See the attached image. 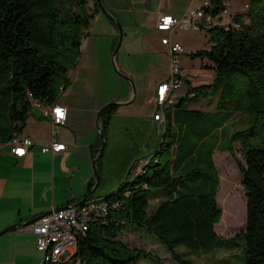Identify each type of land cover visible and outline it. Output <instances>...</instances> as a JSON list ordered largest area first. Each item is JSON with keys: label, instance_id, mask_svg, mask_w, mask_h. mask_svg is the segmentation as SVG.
I'll use <instances>...</instances> for the list:
<instances>
[{"label": "trees", "instance_id": "16d2710c", "mask_svg": "<svg viewBox=\"0 0 264 264\" xmlns=\"http://www.w3.org/2000/svg\"><path fill=\"white\" fill-rule=\"evenodd\" d=\"M226 8V0H211L206 10L216 15ZM96 11H102L97 0H0V142L20 136L35 101L59 102L72 83L70 71L78 63L83 36ZM246 16L249 21L244 23ZM234 20L239 27H202L207 29L210 47L192 54L216 70L215 82L208 87L221 89V93L215 102H207L215 111L185 109L182 98L174 114L165 112L164 138L156 154L138 173L102 197L107 211L93 217L88 230L78 237L68 264H138L150 256L120 239L131 231L150 233L178 264H196L178 251L180 246L214 254L229 249L230 243L237 245V237L245 242V264H264V0H252L249 9L235 14ZM204 88L193 89L204 92ZM118 105L102 112L105 138ZM240 112L253 115L247 128L231 135V144L238 141L245 158L240 171L247 199L246 228L234 237L222 238L216 231L223 211L217 202L221 179L213 158L215 146L206 156L210 171L198 166L189 170L190 159L205 158L197 152L199 144L187 137L189 130L210 135ZM180 119L184 136L177 141L174 126ZM101 144L100 139L95 156ZM102 155L97 158L99 172ZM151 198L159 200L152 210ZM40 264L48 263L42 260Z\"/></svg>", "mask_w": 264, "mask_h": 264}, {"label": "crops", "instance_id": "0c3cea01", "mask_svg": "<svg viewBox=\"0 0 264 264\" xmlns=\"http://www.w3.org/2000/svg\"><path fill=\"white\" fill-rule=\"evenodd\" d=\"M204 1L103 0L106 8L108 3L114 9L111 14H116V10L130 13L132 20L141 30L142 34L139 36L146 44V52L154 55V51L147 47L154 39L160 48L157 51H166L168 62L171 61L170 53L162 43V39L170 36V32L162 31L168 32L169 35L160 34L157 28L160 17L163 14H172L182 18L188 11L202 8ZM100 12L102 11H96L94 17ZM91 27L90 24L87 32ZM174 32L172 41L180 43L174 39ZM83 44L84 41L82 48ZM83 55L81 50L76 67L70 71L71 80L72 71L74 74L75 69L80 70L81 62L84 60ZM180 59L182 57H179V66ZM202 61L205 67L204 64L208 61L206 59ZM88 63L85 61L82 64ZM150 63L152 67V62ZM169 76L170 64L165 75L152 77L150 84H137L135 96L131 86L128 85L120 96L111 99L117 100L119 105L111 113L106 130V147L99 163L101 184L105 183L103 193L108 194L116 190L129 176L131 168H134L132 174L135 175L156 154L163 139L161 133L164 135V123L155 120L158 112L157 87L159 83L167 81ZM72 86L73 83L63 92L59 100L67 108L64 124L55 126L49 118L43 116L40 108L34 113V118H29L27 126L20 134V137H29L33 141L26 155L18 157L14 155L10 142H0V232L11 225L27 222L43 216L48 211L78 202L85 196L90 184L96 180L93 159L94 150L100 141L97 123L100 106L83 108L82 112L77 109L76 113V105L72 107L65 99L66 93L70 92ZM180 88L170 93L174 99L173 105L178 103L182 95ZM209 100L210 97H206L201 101L200 107L196 104L191 108L199 107L213 113L215 107L207 106ZM169 107L170 105L167 104L166 108ZM55 137L59 142L66 144L65 150L57 153L43 152V146L51 143ZM37 243L38 237L32 231L31 224L20 225L6 231L0 235V264H37L40 259Z\"/></svg>", "mask_w": 264, "mask_h": 264}, {"label": "rangeland", "instance_id": "374dc122", "mask_svg": "<svg viewBox=\"0 0 264 264\" xmlns=\"http://www.w3.org/2000/svg\"><path fill=\"white\" fill-rule=\"evenodd\" d=\"M246 3L252 5V0H226L227 9L232 15L245 13L243 8ZM106 5L109 13L114 11L108 3ZM89 7L90 11L93 12L92 2ZM116 11V14L113 15L119 19L123 31L122 43L116 55H114V50L119 41V29L117 25L110 21L111 19L105 12L102 11L95 15L92 19V27L88 30L90 34L86 31L83 36L82 41H84V44L82 51L84 53V60L82 59L80 70L79 68L75 69L74 74L72 71L73 86L70 92L66 93L65 98L66 101L70 102L72 107L76 105V113L79 110L82 112L81 109L90 106L98 105L100 106L98 110H100L109 103H119L117 100L111 99L120 96L127 89L128 85L131 86L132 91L134 86L135 96L137 84H150L152 77L163 76L168 71L170 62H168L166 51H157L160 48L156 41L152 39L147 47L154 51V55L146 52V44L142 42L141 36H139L142 34L141 30L135 21L132 20V15L127 11ZM159 32L161 35L162 33L169 35L168 32ZM206 34L207 29L204 28H177L173 34L174 39L180 41L186 49V52H183L179 56L180 58L182 57L180 59V67L184 82L179 89L182 95L178 99L179 102L180 99L184 98L183 105L185 109H191L196 104H199L200 107L201 101L206 97H210V102L213 103L218 100L221 93V89L208 87L215 82L217 77L216 70L214 68L203 67L201 57L192 56L193 53L210 47ZM89 60L91 61L88 63ZM85 61L88 64H82ZM150 61L152 62V67ZM201 84L206 86L204 92L193 89L201 86ZM192 92H195L198 96L193 98ZM207 106L211 105L207 104ZM176 108L175 105H171L165 109V112L167 114H174ZM33 110L30 118H34V113L38 112L39 108L34 107ZM252 119V114L240 112L235 114L227 125H222L221 129H212L210 135H205L207 131L200 135L192 133L190 130L188 131L189 136L187 139L192 138V140L199 144L198 149L201 147V150L197 152L205 158L199 161L190 159L187 165L189 170L198 166L210 171L206 156L211 147L215 146L216 149L213 158L221 179L217 193V202L223 211L220 222L216 224V231L222 238L234 237L246 228L247 199L240 171V166L245 164V158L240 143L235 141L231 144V135L238 130L247 128L251 124ZM182 120L180 119L178 124L174 126V131L178 138L177 141L179 137L182 139L184 136V132L181 130ZM161 135L163 136V133ZM230 144L232 145L231 150L229 149ZM185 148V150L189 149V147ZM104 187L105 183L101 184L100 181L93 197H103L107 193L102 192ZM150 201V210H152L159 203V200L151 198ZM120 239L128 247L140 249L150 256L141 259L138 264H159L155 259L161 261V264H178L170 252L147 231L124 232L120 236ZM236 241L237 245L230 243V245H227L230 247L229 249L221 248L214 254H200L201 252L191 251L185 246H180L178 251L183 253L184 257L192 259L196 264H245L244 239L237 237ZM38 252L40 259L37 264H40L44 254L40 251Z\"/></svg>", "mask_w": 264, "mask_h": 264}, {"label": "built area", "instance_id": "2783aa9c", "mask_svg": "<svg viewBox=\"0 0 264 264\" xmlns=\"http://www.w3.org/2000/svg\"><path fill=\"white\" fill-rule=\"evenodd\" d=\"M211 7V0H205L202 8L188 11L182 18L172 14H163L158 23V30L169 31L170 36L164 37L162 43L167 47L170 53V76L165 82H161L157 87L156 101L158 103V112L155 120L165 124V108L174 104V99L170 96L171 91L180 88L183 84L181 69L179 66V55L184 52V46L172 41V33L177 28H208L214 25H234L240 24L234 20L228 9L218 14L207 11ZM249 9V3L244 5L243 10ZM244 23L249 19L243 18ZM195 96V93L191 94ZM34 107L40 108L43 116L49 118L55 126L64 124L67 118V108L60 102L45 105L40 101L34 102ZM55 134L56 131H55ZM13 146V153L18 157L26 155L33 141L29 137L16 136L10 142ZM66 144L59 142L56 137L51 143L45 144L43 152L57 153L65 150ZM108 204L102 197H91L85 203L79 205H68L66 207L55 209L51 213L41 216L31 224L32 231L38 237V250H40L48 264H68V260L74 253L77 246L78 237L88 230V226L93 217H97L107 211ZM65 257V259H64Z\"/></svg>", "mask_w": 264, "mask_h": 264}, {"label": "water", "instance_id": "95a60500", "mask_svg": "<svg viewBox=\"0 0 264 264\" xmlns=\"http://www.w3.org/2000/svg\"><path fill=\"white\" fill-rule=\"evenodd\" d=\"M97 1L99 3V6H100L101 10L103 12H105L107 14V16L112 21H114L117 24V27L119 29V41H118L117 46H116V48L114 50V55H116L117 52L119 51V48H120L121 43H122V38H123V31H122L121 23H120L119 19H117L116 16H114L113 14H111V13H109L107 11V8L105 7L103 0H97ZM128 79L130 80V78H128ZM132 92H133V95H134L135 94V88H134V86H133V91ZM118 104L119 103H116V102L109 103V104L105 105L103 108H101L99 110V112H98V115H97V123H98V127H99V136H100V139H101L102 144L97 149V156H95L94 159H93V168L95 170L96 182H95V184L92 187V190L90 192H88L81 200H79L78 202L73 203L72 205H79V204H82V203H85L86 201H88L92 197L93 193L95 192L96 188L98 187V185H99V183L101 181V174H100V172L98 170V167H97V158H98V154L101 153V152H103L104 149H105V147H106V138H105V135H104V131L102 129V126H101V116H102V112L104 110H106L108 107L113 106V105H118ZM179 105H180V103H177V104H175V107H178ZM163 138H164V135H163ZM132 169L133 168H131L129 170L128 175L132 174ZM58 209H60V208H58ZM51 212L52 211H48V212L44 213L43 215L49 214ZM40 217L41 216H39L37 218H34L32 220H29L27 222L20 223V224L11 225L8 228H6L5 230H3L2 232H0V235L3 234V233H5L6 231H8L10 229H13L15 227H18L20 225L25 226V225L32 224L33 222H35L36 220H38Z\"/></svg>", "mask_w": 264, "mask_h": 264}]
</instances>
